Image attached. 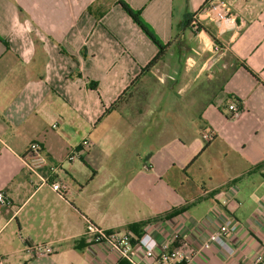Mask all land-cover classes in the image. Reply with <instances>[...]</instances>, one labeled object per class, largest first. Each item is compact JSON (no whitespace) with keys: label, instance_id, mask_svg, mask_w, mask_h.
<instances>
[{"label":"crops","instance_id":"1","mask_svg":"<svg viewBox=\"0 0 264 264\" xmlns=\"http://www.w3.org/2000/svg\"><path fill=\"white\" fill-rule=\"evenodd\" d=\"M120 1L0 0V264H120L95 230L150 231L187 264H252L264 255V0H228L238 27L224 33L197 18L207 0H123L173 42L150 72L158 48ZM165 88L200 110L161 116ZM229 97L245 106L236 121ZM34 142L73 181L66 195L24 167ZM228 218L233 253L203 249ZM45 243L54 255L28 253Z\"/></svg>","mask_w":264,"mask_h":264},{"label":"built area","instance_id":"2","mask_svg":"<svg viewBox=\"0 0 264 264\" xmlns=\"http://www.w3.org/2000/svg\"><path fill=\"white\" fill-rule=\"evenodd\" d=\"M197 18L215 23L223 33L238 27L237 19L228 0H211L197 14ZM227 109L229 118L233 121L241 118L245 112L244 104L235 101H232ZM203 138L209 142L212 135L206 133ZM91 146L90 140L85 139L81 143V150L71 151L66 158V162H76L80 155ZM22 163L30 174L38 178L40 186H49L54 193L59 195H66L69 192L68 183L59 176L62 164L48 162L39 143L34 142L30 145L28 154L22 158ZM9 204L10 201L5 194L0 193V205L7 206ZM217 211L215 210L216 213ZM239 227L238 221L232 218L226 219L216 231L210 234L208 240L202 244V248L208 250L213 245H218L232 254L233 248L228 244L227 237L235 235ZM95 234L97 235V241L107 242L109 250L117 253L119 261H125L127 264H187L190 261L184 251L173 247L170 240L160 242L157 240L156 234L150 231H146L138 238H134L126 231L95 230ZM133 243H135V246ZM27 251L33 257H47L56 253V249L51 243L28 245ZM252 264H264V255L260 254L255 257Z\"/></svg>","mask_w":264,"mask_h":264},{"label":"trees","instance_id":"3","mask_svg":"<svg viewBox=\"0 0 264 264\" xmlns=\"http://www.w3.org/2000/svg\"><path fill=\"white\" fill-rule=\"evenodd\" d=\"M211 0H207V2L200 8L198 13H200L204 7L210 2ZM119 4L122 6L123 10L126 12V14L132 19V21L139 27V29L145 34V36L158 48V54L151 60V62L143 69L145 72H150L155 66L158 65L159 62H161L164 57L166 56L167 52L170 50L171 46L173 45V42L164 43L156 34L152 31L151 27L144 21L142 17L141 11L133 9L130 5H128L125 1L121 0ZM197 13V14H198ZM193 16L188 19L186 23V28L190 26ZM201 29V27H199ZM239 66L246 68L248 71H250L244 64L237 65L232 69L235 71ZM121 99V98H120ZM229 99L234 100L237 103H242L238 99H233L232 97H229ZM213 138L209 142L212 141ZM264 169V161L258 166L257 170H263ZM136 226H132L131 229L134 230ZM120 264H127L125 261H122Z\"/></svg>","mask_w":264,"mask_h":264},{"label":"rangeland","instance_id":"4","mask_svg":"<svg viewBox=\"0 0 264 264\" xmlns=\"http://www.w3.org/2000/svg\"><path fill=\"white\" fill-rule=\"evenodd\" d=\"M180 10H181L180 7L176 9L175 18H176L177 21L180 20V16H181V11ZM148 25L151 27L152 31L155 32V30L152 28V26L150 24H148ZM155 34H156V32H155ZM225 59H226V61H229L230 60L228 58V55L225 57ZM234 67H235V65H230L228 63L225 68H222L223 69L222 71H231ZM160 71H162V69ZM154 88H155V86H154ZM166 90L167 89L165 88V91ZM165 91H163V89L162 90H159L158 92L155 91V93L157 92V94L155 95L156 97L154 96L155 97L154 98V101H162V106L163 107L160 110V115L161 116H163V117H169L171 114L174 113V114H179V115H182L184 117L185 116L187 117L188 116L187 113H190V112L194 113V112L200 110V108H191L189 106H186V108H185V106H184L185 103H180V107L178 106L179 103H177V102L190 101V99L193 96V94L191 96L188 94L187 96H182V97H179L178 96L177 97L174 93H168L167 91L165 93ZM134 95H137V93L134 92ZM143 98H145V100H148L151 97H150V95H145ZM226 147H227L226 144H224L222 146V148H226ZM216 150H217V148L214 147V152L212 150L211 151V154L214 155L216 153ZM68 183L70 185H72L73 184V181L70 180V179H68Z\"/></svg>","mask_w":264,"mask_h":264}]
</instances>
